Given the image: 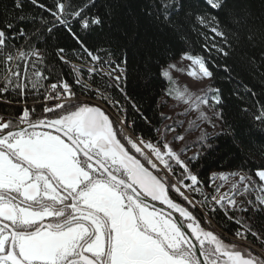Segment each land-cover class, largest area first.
Wrapping results in <instances>:
<instances>
[{
    "label": "snow or ice",
    "instance_id": "1",
    "mask_svg": "<svg viewBox=\"0 0 264 264\" xmlns=\"http://www.w3.org/2000/svg\"><path fill=\"white\" fill-rule=\"evenodd\" d=\"M202 2L206 7L197 8L195 0L190 7L187 0H147L140 11L157 32L170 31L182 41L187 21L207 29L211 36H204L209 41L204 50L209 56L264 46V31L253 29L255 18L245 0ZM27 3L40 13L25 11V0L0 8V264H264V251L255 254L252 246L264 249V225L260 230L253 226L264 218V166L254 173L258 181L239 170L212 172L210 192L194 171L213 149L209 140L229 135L240 147L224 114L221 89L192 91L173 77V70L185 71L179 61L187 60L189 77L212 80L211 61L185 50L173 62L170 48L150 51L135 16L131 30L118 29L120 39L105 34L101 43L90 45L89 34L111 31L115 21L114 9L93 11L97 0ZM61 31L78 46L72 55L80 64L58 43ZM64 66L74 80L65 78ZM222 70L231 72L227 65ZM133 76L145 84L165 83L164 97L187 105L182 115L194 111L197 116L187 128L183 121L156 127L129 95ZM76 86L115 114L81 100ZM113 90L127 107L111 96ZM233 95L240 98L239 91ZM163 106L166 100L158 105ZM129 108L157 136L137 134ZM170 119L160 111L157 123ZM250 123L245 135L264 133V106ZM204 125L221 131L213 136ZM197 131L196 140H186ZM169 132L176 133L172 142ZM176 141L184 142L179 149ZM226 184L230 186L222 192ZM218 212L237 226L232 237L215 230L209 217Z\"/></svg>",
    "mask_w": 264,
    "mask_h": 264
},
{
    "label": "trees",
    "instance_id": "2",
    "mask_svg": "<svg viewBox=\"0 0 264 264\" xmlns=\"http://www.w3.org/2000/svg\"><path fill=\"white\" fill-rule=\"evenodd\" d=\"M44 2L50 4L51 0H44ZM73 2L79 4L83 0H73ZM146 3L147 0H97V7L93 11L104 13L114 9L115 21L113 22L111 31L106 28L105 33L93 32L89 34L87 36L88 43L90 45L101 43L105 34L120 39V31L118 29L128 28L131 30L132 18L135 16L139 20V31L147 37L150 51L155 52L157 48H170L175 53L174 59H177L182 51L187 50L192 54L204 55L208 58L211 61L209 66L214 71V78L211 80V84L214 87H219L222 91L225 100L224 114L228 124L235 129L239 137L240 147L238 149L234 146L232 137L229 135H220L214 140H209V143L213 144V149L208 150L206 157H202L197 162L194 171L199 174L200 179L204 182L202 187L207 188L208 191H211V188H208L207 181L212 172L239 170L255 177V171L261 168V166H264V133L253 131L245 135V130L251 128L250 121L252 115L257 112L260 106H264V63L261 61V57L264 56V46H245L243 48L234 46L235 50L231 51L228 57L217 55L215 52L209 56L204 50L205 43L209 42L205 40L204 36H211V33L207 29L196 26L194 21L185 22L184 30L186 41H182L175 33L167 30L163 33L157 32L155 27L150 25L147 19L141 14L140 10L146 6ZM192 3L193 0H187L186 7H190ZM195 3L197 8L206 7L202 0H195ZM245 3L255 18L253 29H261L264 31V20L260 19L261 16H264V5H262L261 0H245ZM11 4L12 0H0V8L5 5L11 6ZM25 11L32 14H39L41 10L34 9L25 0ZM208 11H211V9H208ZM181 18L183 19V17ZM74 30L78 29L74 26ZM201 33L204 35H201ZM257 34L259 35V33ZM57 40L60 46L68 50V58L70 60L73 62H81L72 55V50L78 48V46L70 37L61 31L58 33ZM250 57L254 58L253 64L248 63V58ZM213 65L220 67H213ZM223 65H227L231 69V72H224L222 70ZM134 66H139V60H137ZM63 72L66 79L69 81L74 80L73 76L68 75L71 72L69 67L64 66ZM229 76L232 77L231 80H229ZM92 85L94 88L98 86L97 84ZM165 87L166 84L160 81L145 84L142 79L133 76L129 80L127 89L129 95L139 101L141 110L145 115L150 117L152 124L160 128L168 123H166V120L157 123L158 113L160 111L164 112L163 107H158V105L161 104V98L164 96L162 89ZM248 88L251 89V92L247 90ZM75 90L80 95L85 94L79 86H76ZM235 91L240 92V98L233 95ZM252 93H255V95H252ZM87 95L92 97L93 93H87ZM111 96L115 99H120L122 104L126 107L128 106L127 102L115 90L111 92ZM0 107L3 106L0 105ZM242 107H247L249 112H242ZM37 110L39 111V107ZM164 114L167 115L165 112ZM129 116L130 119L136 120L134 128L137 134L144 135L147 139L157 136L155 131L149 132L150 126L145 125L130 108ZM225 130L227 131V129ZM194 140L189 139L188 141L191 142ZM176 175H179L178 169ZM212 219L216 225L221 226L229 233H233L237 227L235 224L227 221L220 212L216 214L215 218L212 217ZM261 225H264V218H258L253 221V226L256 229L260 230ZM249 240L251 241L252 238L249 237Z\"/></svg>",
    "mask_w": 264,
    "mask_h": 264
},
{
    "label": "rangeland",
    "instance_id": "3",
    "mask_svg": "<svg viewBox=\"0 0 264 264\" xmlns=\"http://www.w3.org/2000/svg\"><path fill=\"white\" fill-rule=\"evenodd\" d=\"M177 61H179V57L177 59L173 60V62H177ZM190 63L191 62L187 61V60L179 61L177 66L179 68L185 69V71L183 73L173 70V73H172L173 77L178 81L179 85H181V86L187 85L190 88V90L197 91V92L200 89H204V88H206L208 86H213L211 84V80L204 79L202 81H197V80H194L193 78L189 77L186 73H187V70L189 68ZM80 99L81 100H85V99H82V98H80ZM162 100H166V106H163L164 112L167 114V116H171V119L170 120H166V123L168 122L170 124L173 120H175V121H183L184 122V128H187L188 121L190 119H192V118H195L197 116V113L194 112V111L191 112L189 114V116L182 115L184 110L187 108V105L178 104L175 100H173L171 98H166L164 96L161 98V102H162ZM85 101H89V100H85ZM216 123H219V122L216 121ZM204 127L212 135H214V134H216L217 132L220 131V127H217L216 129H213L209 125H204ZM183 130H184L183 128L178 129L179 132H183ZM175 135H176V133L169 132L167 134L168 141L172 142V138ZM198 136H199V132L198 131L197 132H191L190 134L186 135V140L187 141L189 139L194 140ZM183 143L184 142H179V141L174 142V148L175 149H179L180 147H182ZM194 152H195V149H192V151L188 152L187 155L191 156ZM243 173H245V172H243ZM253 179H256L258 181L257 177L253 176ZM217 183H219V181H217ZM229 186H230V184H226L225 188L222 189L221 191L222 192L227 191ZM212 187H214V185H212ZM202 188H203V190L205 192H210V191L207 190V188H205V187H202ZM208 188L210 189L211 187L209 186ZM186 194H188L189 196L195 195L196 197H199V195L193 194V193H186ZM240 199H243V197H241ZM254 248L258 251V248L256 246ZM259 252H261V251L259 250Z\"/></svg>",
    "mask_w": 264,
    "mask_h": 264
},
{
    "label": "built area",
    "instance_id": "4",
    "mask_svg": "<svg viewBox=\"0 0 264 264\" xmlns=\"http://www.w3.org/2000/svg\"><path fill=\"white\" fill-rule=\"evenodd\" d=\"M93 87V85H92ZM94 88V87H93ZM80 98L85 99V100H89L92 103H96V104H100V106H102L103 108H105L107 111L112 112L113 114H115V109L111 108L109 105H104L103 101H99V100H91V97L89 95H80ZM131 134V133H130ZM140 135V134H139ZM171 179H175L174 177H170ZM192 197H194L195 199H200V197H196L195 195H191ZM190 196V198H192ZM210 219H212V217H209ZM212 223L214 225V227H217L216 223L213 221L212 219ZM227 235V234H226Z\"/></svg>",
    "mask_w": 264,
    "mask_h": 264
},
{
    "label": "flooded vegetation",
    "instance_id": "5",
    "mask_svg": "<svg viewBox=\"0 0 264 264\" xmlns=\"http://www.w3.org/2000/svg\"><path fill=\"white\" fill-rule=\"evenodd\" d=\"M171 195H173L174 197L176 196V194L175 193H170ZM177 200H178V202H183V201H181L178 197H177ZM183 203H185V205H186V202H183ZM187 206V205H186ZM197 215H199V213H197ZM202 223H203V221H202ZM215 230L217 231V232H220V233H222L223 234V236L224 237H232L233 236V234H234V232L233 233H229V232H227L226 230H224L221 226H219V225H217V227H215ZM227 234V235H226ZM250 241V240H249ZM253 248L256 246L257 248H258V251H256V253L255 254H259L260 252H259V250L260 251H264L263 249H260L259 248V246L258 245H256L254 242H253Z\"/></svg>",
    "mask_w": 264,
    "mask_h": 264
},
{
    "label": "bare ground",
    "instance_id": "6",
    "mask_svg": "<svg viewBox=\"0 0 264 264\" xmlns=\"http://www.w3.org/2000/svg\"><path fill=\"white\" fill-rule=\"evenodd\" d=\"M74 63H77V64H80L81 62H74ZM82 94V93H81ZM83 95H87V94H83ZM92 96V95H91ZM91 100H97L95 95L93 94V96L91 97ZM104 105H107L104 103ZM102 107V106H101Z\"/></svg>",
    "mask_w": 264,
    "mask_h": 264
}]
</instances>
